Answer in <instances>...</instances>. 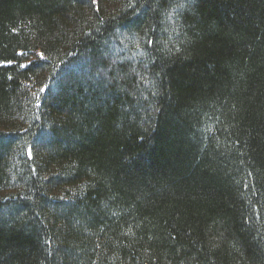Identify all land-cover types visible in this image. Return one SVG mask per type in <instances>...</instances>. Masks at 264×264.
Instances as JSON below:
<instances>
[{
    "label": "trees",
    "instance_id": "16d2710c",
    "mask_svg": "<svg viewBox=\"0 0 264 264\" xmlns=\"http://www.w3.org/2000/svg\"><path fill=\"white\" fill-rule=\"evenodd\" d=\"M0 264H264V0H0Z\"/></svg>",
    "mask_w": 264,
    "mask_h": 264
},
{
    "label": "snow or ice",
    "instance_id": "6c2138e0",
    "mask_svg": "<svg viewBox=\"0 0 264 264\" xmlns=\"http://www.w3.org/2000/svg\"><path fill=\"white\" fill-rule=\"evenodd\" d=\"M93 3H95V0H93Z\"/></svg>",
    "mask_w": 264,
    "mask_h": 264
}]
</instances>
